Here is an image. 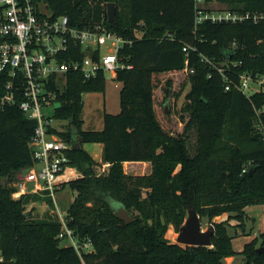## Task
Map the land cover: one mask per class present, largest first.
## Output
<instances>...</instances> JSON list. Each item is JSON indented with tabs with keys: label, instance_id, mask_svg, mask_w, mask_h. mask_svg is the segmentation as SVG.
I'll return each mask as SVG.
<instances>
[{
	"label": "trees",
	"instance_id": "trees-1",
	"mask_svg": "<svg viewBox=\"0 0 264 264\" xmlns=\"http://www.w3.org/2000/svg\"><path fill=\"white\" fill-rule=\"evenodd\" d=\"M31 2L55 16H68L76 27L104 22L126 41L121 56L132 67L117 73L121 111L105 113L101 130H82L81 112L84 94L104 91L102 75L84 81L79 73L70 74L61 107L55 109L54 119L68 124L51 132L71 145L66 155L83 175L64 185L75 194L64 215L67 227L80 243H92L82 257L60 237L63 223L52 199L13 197L17 177L33 165L29 142L37 122L18 105L0 110V264H226V258L238 253L245 264H264V233L246 242L244 252H236L231 233L236 228L244 232L250 206L264 205V90L250 97L234 86L227 91V79L219 72L221 68L235 82L244 72L264 76V24L196 25L195 0ZM109 3L116 4L114 23ZM209 4L240 13L264 12V0H206L201 8L215 9ZM178 73H188L189 85L180 112L188 121L181 133L160 123L157 106L158 89L166 98L173 87L171 80L161 86L160 78ZM163 113H169L165 107ZM233 122L237 132L228 130ZM79 136L82 144L103 145L108 168L103 171L83 148H73ZM191 139L194 154L188 151ZM126 162H151L152 174L128 176ZM42 201L51 209L32 218L30 205ZM114 203L124 205L135 221L122 222ZM191 209L215 228L212 247L167 238L169 226L179 233ZM217 217L221 220L213 222Z\"/></svg>",
	"mask_w": 264,
	"mask_h": 264
},
{
	"label": "built area",
	"instance_id": "built-area-1",
	"mask_svg": "<svg viewBox=\"0 0 264 264\" xmlns=\"http://www.w3.org/2000/svg\"><path fill=\"white\" fill-rule=\"evenodd\" d=\"M195 2L199 7L196 25L206 21L264 24V12L207 10L201 8L206 0ZM125 44L126 41L108 30L104 22L76 27L68 16H55L46 6L37 8L31 0H0V110L18 105L26 117L37 122L29 142L33 165L13 184V197L36 194L43 199L51 198L54 211L63 223L60 237L66 239L80 257L93 249L91 240L80 243L75 238L57 209V194L65 184L83 175L70 165L66 151L71 145L51 132L57 127L43 110L50 106L55 109L67 89L70 74L79 73L84 81L99 75L105 79L109 75L116 80L119 70L130 69L132 66L121 56ZM184 51L187 52V48ZM219 72L227 79V91L234 86L250 97L264 90V76L254 77L244 72L235 82L221 68ZM0 261H3L2 256Z\"/></svg>",
	"mask_w": 264,
	"mask_h": 264
},
{
	"label": "rangeland",
	"instance_id": "rangeland-1",
	"mask_svg": "<svg viewBox=\"0 0 264 264\" xmlns=\"http://www.w3.org/2000/svg\"><path fill=\"white\" fill-rule=\"evenodd\" d=\"M208 7L212 8H224L226 6L221 4H209ZM188 73H178L174 76H162L160 78L161 86H165L168 80H171L173 83V87L171 88V93L164 98L163 94H160L161 89H158V111H159V121L163 125H172L176 126L178 132H183L186 123L188 121V117L185 114V118L180 117V112L184 110L185 105V95L189 90V85L186 82ZM106 84L104 87V91L100 90L98 92L88 93L83 95L84 107L81 112V119L83 121L82 130L91 131V130H101L103 128V117L105 113L108 114H119L121 111L120 105V93H121V84L112 79L111 76L107 75ZM187 84V85H186ZM118 85V87H117ZM186 85V86H185ZM185 86V87H184ZM167 100H170L169 103ZM169 106V113L162 114V110L167 105ZM43 113L46 114L47 117L53 119L54 125L57 127V130L63 131L67 128L68 122L65 121H57L54 119L55 109L53 107H47L43 110ZM165 116V118H164ZM229 131H238V125L236 122H233L228 127ZM175 134V133H174ZM194 134V132H192ZM78 141V138H77ZM87 144V145H86ZM82 144L80 142L81 148H83L95 162L99 165H103L104 159L102 153L96 148H91L89 145L92 144H101V143H86ZM102 145V144H101ZM188 151L190 154H194L195 152V139L189 140L188 143ZM98 147V146H97ZM123 170L128 176H147L152 174V163L145 162V164H133V163H124ZM23 176L19 175L17 178L21 179ZM51 200V198H50ZM75 200V194L70 189L69 186H66L63 190L59 191L57 194V202H58V211L64 216L67 214L70 206L73 204ZM48 210L51 209L50 206H47ZM37 210L32 215L34 217H40L37 214ZM251 213V214H250ZM247 219L244 223V232L241 228L232 229L231 233L234 236V245L236 252H244L245 243L251 241L252 239H256L259 237L260 233H264V205H253L250 206L247 210ZM254 217V218H253ZM221 218L217 217L213 220V222L220 221ZM203 230H207L212 226V223L207 221L206 219H202ZM170 233V234H168ZM178 236V232L175 231L172 225L169 226L167 232V238L171 242H176ZM68 245L71 244L67 241ZM258 248L262 249L260 245V241H258ZM245 256L242 253H238V255L226 258V264H245Z\"/></svg>",
	"mask_w": 264,
	"mask_h": 264
},
{
	"label": "water",
	"instance_id": "water-1",
	"mask_svg": "<svg viewBox=\"0 0 264 264\" xmlns=\"http://www.w3.org/2000/svg\"><path fill=\"white\" fill-rule=\"evenodd\" d=\"M108 17L111 23L115 22L116 19V4L109 3L108 4ZM169 103V101H168ZM165 106V111L169 112V106ZM61 107V103L57 102L55 104V109ZM83 141L82 137H78V141L75 142V149H80V142ZM113 208L118 216V218L126 223L130 224L135 221V217L127 211L124 205L120 203H114ZM215 234V228L211 226L207 230H203V224L201 221V217L197 213V211L191 209L188 211V216L185 223L181 226L176 242L185 245V246H195V247H212V239ZM259 252L263 251L262 249L258 250Z\"/></svg>",
	"mask_w": 264,
	"mask_h": 264
},
{
	"label": "crops",
	"instance_id": "crops-1",
	"mask_svg": "<svg viewBox=\"0 0 264 264\" xmlns=\"http://www.w3.org/2000/svg\"><path fill=\"white\" fill-rule=\"evenodd\" d=\"M89 146L91 148L96 147L100 151V153H102V155H103V145H101V144H92V145H89ZM94 150H95V148H94ZM128 163H132V162H128ZM139 163L145 164V162H139ZM139 163H133V164H139ZM103 167H105V169H106V168L109 167V164L103 163ZM47 206H49L48 203L46 201H42V202L32 203L30 205L29 209H32L33 210V214L35 213V210H37V212H38L37 214H39L40 216H42L46 212L49 211L48 208H47Z\"/></svg>",
	"mask_w": 264,
	"mask_h": 264
}]
</instances>
